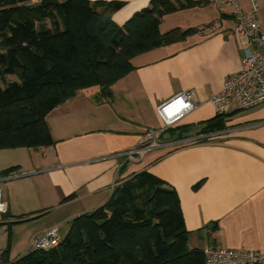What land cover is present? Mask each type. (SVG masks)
<instances>
[{
  "label": "crops",
  "instance_id": "1",
  "mask_svg": "<svg viewBox=\"0 0 264 264\" xmlns=\"http://www.w3.org/2000/svg\"><path fill=\"white\" fill-rule=\"evenodd\" d=\"M89 1L122 2L112 17L118 26L150 2ZM205 1L204 6L164 16L161 33L169 29L163 28L166 22L170 29L193 28L196 33L131 59L133 70L110 87L107 98L100 96L99 87H91L51 110L45 117L51 146L0 150V172L18 168L0 176L6 205L0 231L27 219L35 225L29 244L31 237L55 227L60 231L73 218L103 206L116 184L146 171L175 190L189 248L264 251V103L243 112L231 109L223 115L226 129L208 133L213 136L209 141L167 145L179 140L175 138L181 128H187L180 130L182 139L207 135L198 132L200 123L216 114L210 99L239 71L248 45L233 35L232 9L219 11ZM236 2L242 14L250 9L248 0ZM254 2L264 34V0ZM183 92L191 93L195 107L169 128L178 129L175 135L169 129L164 133L166 146L141 159L126 157L149 141L148 130L164 128L158 108ZM3 245L0 241V255Z\"/></svg>",
  "mask_w": 264,
  "mask_h": 264
},
{
  "label": "trees",
  "instance_id": "2",
  "mask_svg": "<svg viewBox=\"0 0 264 264\" xmlns=\"http://www.w3.org/2000/svg\"><path fill=\"white\" fill-rule=\"evenodd\" d=\"M205 4L150 0L118 26L112 17L123 6L119 1L0 0V150L51 146L45 121L51 110L91 87L107 98L133 70L131 59L196 33H161L164 16ZM226 119L215 114L200 123L198 134L226 129ZM183 129L175 139L183 138ZM188 236L173 187L142 171L116 184L103 206L73 218L56 246L13 261L7 246L0 264H204L202 250L188 247Z\"/></svg>",
  "mask_w": 264,
  "mask_h": 264
},
{
  "label": "built area",
  "instance_id": "3",
  "mask_svg": "<svg viewBox=\"0 0 264 264\" xmlns=\"http://www.w3.org/2000/svg\"><path fill=\"white\" fill-rule=\"evenodd\" d=\"M248 1L250 9L242 14L236 0H209L211 5L219 11H223L227 7L232 9L233 35L248 41V45L242 51L239 71L227 77L220 91L210 99L216 114H226L233 108L248 110L264 103V34L261 32L256 18V4L254 0ZM203 30L205 29H201V31ZM194 107L189 92L179 93L167 100L158 108V115L164 128L158 131L148 130L146 137L149 141L131 149L124 155L128 158L141 159L152 149L166 146L162 140L164 133L184 115L191 112ZM212 138V134H207L196 139L173 140L177 142L170 141L167 145L171 147L173 144H177L178 146L200 140L209 141ZM5 212L6 205L2 202L0 194V214ZM59 240L57 227L52 228L43 235L32 237L28 251L47 250L56 246ZM202 254L204 264H264V251L208 246L202 250Z\"/></svg>",
  "mask_w": 264,
  "mask_h": 264
},
{
  "label": "rangeland",
  "instance_id": "4",
  "mask_svg": "<svg viewBox=\"0 0 264 264\" xmlns=\"http://www.w3.org/2000/svg\"><path fill=\"white\" fill-rule=\"evenodd\" d=\"M216 15H217V13H216ZM167 23L168 22H166V24H164L163 28H169V29L165 30L164 32H166V31L170 30V28H172V27H167L168 26ZM181 30H185V29H181ZM6 79L8 81V80L14 79V77L8 76V77H6ZM239 111L243 112L244 110H239ZM26 220L27 219H21V224L12 225L10 227V231H8V232L7 231H0V241L3 242L4 248H6V246H8L9 254H12L16 258L24 255L28 251V245H29L28 241L30 239V236L34 232V231H31V229L33 227H35V225L34 224H28L31 222L26 221ZM67 227H68L67 225H63L62 228L60 229V231H58L59 239L65 235V233H66L65 229ZM7 241H8V243H7Z\"/></svg>",
  "mask_w": 264,
  "mask_h": 264
},
{
  "label": "water",
  "instance_id": "5",
  "mask_svg": "<svg viewBox=\"0 0 264 264\" xmlns=\"http://www.w3.org/2000/svg\"><path fill=\"white\" fill-rule=\"evenodd\" d=\"M221 115L223 116V115H225L224 113H221ZM166 136H168V135H166Z\"/></svg>",
  "mask_w": 264,
  "mask_h": 264
},
{
  "label": "bare ground",
  "instance_id": "6",
  "mask_svg": "<svg viewBox=\"0 0 264 264\" xmlns=\"http://www.w3.org/2000/svg\"><path fill=\"white\" fill-rule=\"evenodd\" d=\"M129 20V19H128Z\"/></svg>",
  "mask_w": 264,
  "mask_h": 264
}]
</instances>
